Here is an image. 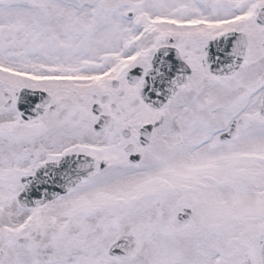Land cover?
Here are the masks:
<instances>
[{
	"label": "snow or ice",
	"instance_id": "1",
	"mask_svg": "<svg viewBox=\"0 0 264 264\" xmlns=\"http://www.w3.org/2000/svg\"><path fill=\"white\" fill-rule=\"evenodd\" d=\"M0 264H264V0H0Z\"/></svg>",
	"mask_w": 264,
	"mask_h": 264
}]
</instances>
